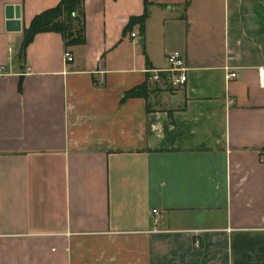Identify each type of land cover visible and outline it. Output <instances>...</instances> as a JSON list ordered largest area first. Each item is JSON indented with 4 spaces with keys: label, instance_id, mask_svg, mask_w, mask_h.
<instances>
[{
    "label": "crops",
    "instance_id": "obj_1",
    "mask_svg": "<svg viewBox=\"0 0 264 264\" xmlns=\"http://www.w3.org/2000/svg\"><path fill=\"white\" fill-rule=\"evenodd\" d=\"M59 2L0 0V264H264V0H85L22 57Z\"/></svg>",
    "mask_w": 264,
    "mask_h": 264
},
{
    "label": "trees",
    "instance_id": "obj_2",
    "mask_svg": "<svg viewBox=\"0 0 264 264\" xmlns=\"http://www.w3.org/2000/svg\"><path fill=\"white\" fill-rule=\"evenodd\" d=\"M84 2L85 0H60L55 7L37 14L32 19L30 26L25 29V38L21 50L22 57L25 55L26 48L32 42L35 35L41 32L54 31L61 33L67 47L84 44L86 41V13ZM147 16L148 12L145 10L141 16L132 17L127 29H131L135 23H140L144 31ZM148 95V86L142 85L126 92L122 101L130 97H147Z\"/></svg>",
    "mask_w": 264,
    "mask_h": 264
},
{
    "label": "built area",
    "instance_id": "obj_3",
    "mask_svg": "<svg viewBox=\"0 0 264 264\" xmlns=\"http://www.w3.org/2000/svg\"><path fill=\"white\" fill-rule=\"evenodd\" d=\"M132 37L136 38L137 34L132 33ZM66 61H72L73 55L70 51H66L65 54ZM168 66L164 69H155L151 70L150 79L153 81H168L171 86L174 88L183 86L188 80L187 67L185 63L184 56L179 51L169 52L167 54ZM3 68L0 67V72ZM262 71V75H263ZM166 79H163V78ZM236 77V73H230L228 78ZM154 212H157L156 210ZM196 244H199V241H196Z\"/></svg>",
    "mask_w": 264,
    "mask_h": 264
},
{
    "label": "water",
    "instance_id": "obj_4",
    "mask_svg": "<svg viewBox=\"0 0 264 264\" xmlns=\"http://www.w3.org/2000/svg\"><path fill=\"white\" fill-rule=\"evenodd\" d=\"M14 11H15L14 14L13 13L10 14L11 17H15V18L19 19L20 18V6L14 7Z\"/></svg>",
    "mask_w": 264,
    "mask_h": 264
}]
</instances>
